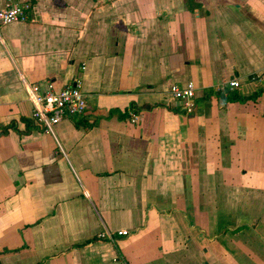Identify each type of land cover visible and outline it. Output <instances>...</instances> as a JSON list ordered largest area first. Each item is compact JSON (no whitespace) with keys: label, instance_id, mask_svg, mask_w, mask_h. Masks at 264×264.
I'll return each instance as SVG.
<instances>
[{"label":"crops","instance_id":"obj_1","mask_svg":"<svg viewBox=\"0 0 264 264\" xmlns=\"http://www.w3.org/2000/svg\"><path fill=\"white\" fill-rule=\"evenodd\" d=\"M8 1L0 264H264V0ZM77 78L85 114L36 125L28 89Z\"/></svg>","mask_w":264,"mask_h":264},{"label":"built area","instance_id":"obj_2","mask_svg":"<svg viewBox=\"0 0 264 264\" xmlns=\"http://www.w3.org/2000/svg\"><path fill=\"white\" fill-rule=\"evenodd\" d=\"M32 8L29 2L8 1L3 9H0V25L9 24L15 21H25ZM240 86L236 78L218 83L215 91L218 95L224 92L233 91ZM169 93L173 99L180 102L181 110L185 113H193L195 109V86L189 81L183 86L172 85ZM34 109L32 119L36 125L45 131H52L53 126L63 119H74L83 116L87 108V99L81 89V79L77 78L70 84L54 91L52 83L47 84L45 91H40L38 85H32L28 89ZM141 115L138 112H131V122H138ZM129 231L120 229L116 232H100L99 239L113 241L116 237L128 235Z\"/></svg>","mask_w":264,"mask_h":264}]
</instances>
